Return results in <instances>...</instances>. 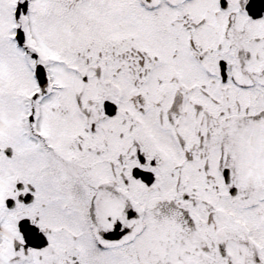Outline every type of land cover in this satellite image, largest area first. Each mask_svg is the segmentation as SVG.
I'll return each mask as SVG.
<instances>
[{
	"label": "snow or ice",
	"instance_id": "obj_1",
	"mask_svg": "<svg viewBox=\"0 0 264 264\" xmlns=\"http://www.w3.org/2000/svg\"><path fill=\"white\" fill-rule=\"evenodd\" d=\"M0 264H264V0H0Z\"/></svg>",
	"mask_w": 264,
	"mask_h": 264
}]
</instances>
